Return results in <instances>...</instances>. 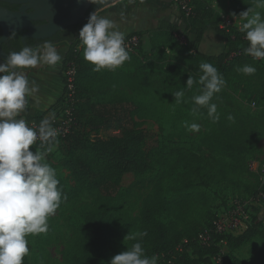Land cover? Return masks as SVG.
<instances>
[{
    "label": "trees",
    "instance_id": "obj_1",
    "mask_svg": "<svg viewBox=\"0 0 264 264\" xmlns=\"http://www.w3.org/2000/svg\"><path fill=\"white\" fill-rule=\"evenodd\" d=\"M139 2L154 5L166 14L159 17L152 28L125 34V37L137 34L141 40L147 36L150 48L143 52L138 51L139 46L136 52L128 51L129 59L119 67L95 70V66L83 57L85 46L79 34L77 38L56 34L44 42L67 41L63 67L71 62L76 68V124L66 137L53 141L58 140L62 164L76 184L96 192L84 221L75 230L74 252L66 259V264H109L114 255L126 251L136 242L142 243L145 256L157 257L160 264L169 260L172 264H213L222 252L220 241H225V246L231 250L248 243L264 250L262 208L256 209L251 225L243 233L232 236L211 232L206 243L200 241L199 235L212 226L216 213L203 227L192 216L202 188L231 184L236 177L255 180V191L250 194L259 186L257 174L250 169L249 158L260 152L258 142L264 136V114L246 111L229 87V83L234 86L231 77L235 74L247 79H262L264 75L261 72L264 63L245 54L249 42L245 33L240 31L246 20L239 14L249 8L253 11L256 0H242L240 6L226 10L228 14L241 18V24L229 31L220 27V12L204 0L199 3L190 0L193 6L190 16H186L175 0H122L113 7L128 12ZM3 4L10 9L18 8L17 5ZM170 12H175L173 18H168ZM209 31L218 35L222 43L212 54L201 50ZM175 33L184 39L181 46L187 59L177 58L172 53L179 44ZM1 34L0 29V37ZM12 43L17 52L23 49L18 35ZM204 62L213 64L225 81L222 90L210 101L217 105L219 119L215 121L208 116L207 106L196 105L192 99L201 94L203 86L194 84L191 89L186 88L190 74L196 81L203 75L199 66ZM179 63L185 73L177 70ZM245 64L254 66L256 72L245 75L236 70ZM182 89L184 97L177 102L174 93ZM62 94L63 91L58 100L40 115L28 119L41 122L48 118L52 121ZM167 104L195 109L194 112L212 123L213 127L202 138L203 146L214 157L211 165L196 162L192 155L176 149L173 171H166L163 163L154 170L150 154L145 150L150 136L146 124L154 121L162 131L161 109ZM88 115L91 118H87ZM101 129H113L117 133L104 138L99 133ZM40 146L41 142L36 141L32 149ZM176 169H179L176 173L180 176V183L170 190L165 181ZM123 173L135 176L134 183L126 191H121L118 184ZM131 195L142 199L137 216L129 212ZM66 199L62 195L61 200ZM140 233L147 235L141 236ZM131 236L135 239L129 238ZM181 242L184 250L171 259V252ZM28 247L30 253L32 245L29 242ZM29 253L23 264H31Z\"/></svg>",
    "mask_w": 264,
    "mask_h": 264
},
{
    "label": "clouds",
    "instance_id": "obj_2",
    "mask_svg": "<svg viewBox=\"0 0 264 264\" xmlns=\"http://www.w3.org/2000/svg\"><path fill=\"white\" fill-rule=\"evenodd\" d=\"M92 2L101 4L103 0ZM256 6L264 7V0H256ZM251 11L249 8L239 14L246 20L240 31L249 42L244 51L255 59H264V19L260 12L249 17ZM79 39L85 46L84 59L97 71L114 69L129 59L124 47L125 34L117 29L113 20L99 16L97 12L92 13L80 29ZM61 59L55 46L46 42L41 50L25 46L19 52H10L0 63V264H23L29 253L26 237L47 232L48 218L55 214L61 203L62 190L58 187L56 170L44 162L45 153L39 148L32 149L37 139L41 146L51 144L58 135L57 130L48 118L40 122L38 129L18 118L27 106L26 98L38 91V86L29 81L22 69L40 63L54 67ZM199 67L203 75L196 81L190 74L186 88L191 89L194 84L203 86L201 94L192 99L196 105L207 106L208 116L215 121L219 119L217 105L210 101L222 90L225 81L213 64L204 62ZM236 70L245 75L256 72L249 64ZM174 97L177 102L181 101L184 90L175 92ZM185 126L189 131L200 128L196 123L188 125L186 122ZM129 238L135 239V236ZM157 260L155 256H145L142 243L136 242L126 251L114 255L109 264H157Z\"/></svg>",
    "mask_w": 264,
    "mask_h": 264
},
{
    "label": "rangeland",
    "instance_id": "obj_3",
    "mask_svg": "<svg viewBox=\"0 0 264 264\" xmlns=\"http://www.w3.org/2000/svg\"><path fill=\"white\" fill-rule=\"evenodd\" d=\"M123 1L129 2V0ZM204 1L211 5L214 3L219 4L221 0ZM229 1L231 5L227 10L234 6H240L242 2V0ZM114 5L103 8L97 14L113 20L117 25V29L124 34L135 30L152 28L162 13L160 8L145 2L134 4L128 12L120 7L114 8ZM256 12H260L261 18L264 19V7L256 6L249 14V17ZM125 26L127 28H124ZM178 39L179 44L175 47V50H172V53L177 58L187 59L188 56L186 55L185 49L181 46V42H184V39ZM68 44V42L61 43L59 50H66ZM149 48V38L144 36L138 51L146 52ZM215 52L213 50L208 53L212 54ZM177 70L185 73L180 63L178 64ZM262 70L261 72L264 74V68ZM231 80L235 81V83L234 86L229 83V87L242 107L251 113L264 114V75L262 79H257L256 77L247 79L245 77L240 78L235 74L231 77ZM47 107H49V104ZM35 108L40 109L39 107ZM161 111L162 131L158 129L154 121H149L146 124V127L150 131V136L145 150L150 154L149 158L153 162L154 170L156 171L160 163H163L166 166L164 167L166 171H173L172 165L176 157V149H180L182 154L192 155L196 162L211 165L214 162V157L203 146L202 138L213 127L212 123L205 116L187 108H179L167 104ZM87 118H91V116L88 115ZM82 120L83 122L85 121L84 117H82ZM186 122L188 125L192 123L198 124L200 126L199 131H189L185 126ZM99 133L102 137L106 138L117 132L113 129H101ZM58 143V140H56L51 144H44L39 147V150L45 153L44 162L50 164L56 170V175L59 180L58 187L62 190V195L66 196L67 199L66 201L61 200L60 206L55 214L48 218L47 232L38 235H28L26 237L32 245V250L29 253L31 264H66V259L74 252L75 230L84 221L86 212L96 197V192L81 188L76 184L69 170L62 164L63 156L58 149ZM47 149L50 150L46 151ZM258 149L260 152L251 156L249 163L264 157V136L258 142ZM178 170L176 169L171 176L167 177L165 181L166 188L172 190L179 185L180 176L176 173ZM134 181L135 176L132 173L121 174L118 181L121 191L128 190ZM254 184L255 180L253 178L236 177L231 184H214L207 188H202L199 195V202L193 207L192 216L203 227L212 218L213 214L228 205L232 197L236 195L246 196L255 191ZM141 200L138 195H131L129 212L133 216L138 215ZM182 249L184 250V244L181 242L171 252V259L180 254ZM223 250V264H264V250L253 248L250 243L233 250L227 248V246H223ZM161 264L172 263L167 262Z\"/></svg>",
    "mask_w": 264,
    "mask_h": 264
},
{
    "label": "built area",
    "instance_id": "obj_4",
    "mask_svg": "<svg viewBox=\"0 0 264 264\" xmlns=\"http://www.w3.org/2000/svg\"><path fill=\"white\" fill-rule=\"evenodd\" d=\"M175 1L185 12L186 16L192 15L193 6L191 5L190 0ZM220 17V27L227 31L232 27H237L241 24L240 17L230 15L225 11H220ZM175 35L178 38H183L178 33H175ZM140 42L141 37L134 34L125 37L124 47L129 52H136L140 46ZM250 58L254 61L264 63V59L258 60L252 56H250ZM61 75L64 82L63 94L58 104L56 115L52 118V125L58 132L55 139L66 137L76 124V68L73 63L68 62L63 67ZM25 120L30 127L38 129L40 122L28 118H25ZM37 141L40 142L39 139H37ZM250 169L258 176L259 186L257 191L246 196L236 195L232 197L228 202V205L216 213L212 226L200 233L199 238L201 242L206 243L211 237V232L221 235L236 236L249 228L255 210L257 208H262L264 205V157L260 160H253L250 163ZM220 244L222 245V252L214 260L213 264H223V246H225L226 243L225 241H220ZM169 262L171 261L169 260Z\"/></svg>",
    "mask_w": 264,
    "mask_h": 264
},
{
    "label": "water",
    "instance_id": "obj_5",
    "mask_svg": "<svg viewBox=\"0 0 264 264\" xmlns=\"http://www.w3.org/2000/svg\"><path fill=\"white\" fill-rule=\"evenodd\" d=\"M121 0H103L101 4H93L92 0H0L1 3L17 5L10 9L0 3V63L8 57L3 48L15 32L24 31L21 35L23 48L32 49L45 44V40L67 27L83 24L94 12L116 4ZM172 2L173 0H165ZM44 23H36V22ZM28 38L36 40L30 45Z\"/></svg>",
    "mask_w": 264,
    "mask_h": 264
},
{
    "label": "crops",
    "instance_id": "obj_6",
    "mask_svg": "<svg viewBox=\"0 0 264 264\" xmlns=\"http://www.w3.org/2000/svg\"><path fill=\"white\" fill-rule=\"evenodd\" d=\"M216 10L225 11L230 7L231 2L229 0H221L219 4H211ZM162 11V10H161ZM175 13V12H174ZM174 13H168V18H173ZM166 13L162 11L161 16ZM124 28H127L125 26ZM221 38L216 35L214 32L209 31L201 45V50L203 52H211L213 50L220 49L222 43ZM64 42H56L52 43L57 49L58 53L61 55L62 59L58 62L57 65L49 66L47 64L40 63L35 67H28L22 69L25 75L28 77L29 81H34L38 86V91L33 95L27 97V106L23 112L20 113V117L18 118H29L31 116L40 115L44 110L48 107L47 105L54 103L58 100L60 93L63 91V79L61 76V64L63 63V54L65 50H59L60 44ZM43 45L38 46L34 50H41ZM35 107H39L40 109H36ZM262 213L264 214V205L262 207Z\"/></svg>",
    "mask_w": 264,
    "mask_h": 264
},
{
    "label": "flooded vegetation",
    "instance_id": "obj_7",
    "mask_svg": "<svg viewBox=\"0 0 264 264\" xmlns=\"http://www.w3.org/2000/svg\"><path fill=\"white\" fill-rule=\"evenodd\" d=\"M1 3V2H0ZM3 4V3H1ZM4 5V4H3ZM45 21H42V22H36V23H44ZM87 22L83 23V24H78V25H73V26H70V27H67L66 29L56 33V34H61V36L63 37H74V38H77L78 37V34H79V31L80 29L86 24ZM24 33V31H19V32H15L8 43H4L3 44V48L5 49V51L9 54L10 52H17V48L13 45L12 41L13 39L18 35L20 41H21V35ZM55 34V35H56ZM54 35V36H55ZM28 43L30 45H34L36 40L32 39V38H28L27 39ZM22 42V41H21ZM61 42H67V41H61ZM23 45V44H22ZM35 49V48H34ZM33 49V50H34ZM62 69H63V63H62V66H61V73H62ZM62 76V75H61Z\"/></svg>",
    "mask_w": 264,
    "mask_h": 264
}]
</instances>
